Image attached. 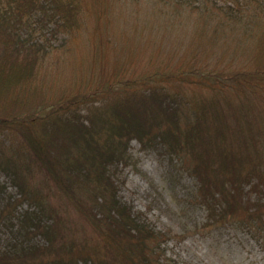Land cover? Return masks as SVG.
Listing matches in <instances>:
<instances>
[{"label":"trees","instance_id":"1","mask_svg":"<svg viewBox=\"0 0 264 264\" xmlns=\"http://www.w3.org/2000/svg\"><path fill=\"white\" fill-rule=\"evenodd\" d=\"M86 1L0 0V264H164L171 230L120 194L133 139L166 160L171 188L181 172L193 178L183 199L203 207V226L233 220L264 232V0L164 3L196 13L201 34L235 29L239 48L244 37L253 44L252 68L194 78L208 93H182L171 78L179 65L83 75L47 100L54 52L85 27ZM98 47L80 68L100 59Z\"/></svg>","mask_w":264,"mask_h":264},{"label":"rangeland","instance_id":"2","mask_svg":"<svg viewBox=\"0 0 264 264\" xmlns=\"http://www.w3.org/2000/svg\"><path fill=\"white\" fill-rule=\"evenodd\" d=\"M164 3L167 0L86 1L82 10L87 14L85 27L70 38L68 49H55L54 56L60 60L57 72L47 71L55 83L47 100L56 97L53 88L59 85L60 91L69 90L74 85L68 81L81 79L83 75L96 77L118 71L134 76L156 66L169 70L181 65L185 70L171 78H177L174 81L183 85L182 93L197 95L211 90L207 84H194L198 83L194 78L204 80L201 74L206 69L207 73L228 75L236 68H252L247 58L253 52V44L244 37L246 43L239 48L238 30L232 29L231 37L219 36L223 30L212 37L207 25L201 34L194 23L198 18L196 13L185 9L176 14L170 4ZM95 46H99L96 52L101 50L100 59L97 57V62L80 68L83 58L92 59ZM100 66L103 67L100 69ZM178 77H186L191 82ZM129 151L131 157L118 171L122 181L120 194L136 210L144 212L155 229L171 230L163 244L164 264H264L263 231H250L233 220L203 226V207L187 204L183 199L184 192L194 185L193 178L181 172L175 187L171 188L163 157L152 149H142L135 139L130 142ZM0 179L5 180L1 174ZM8 190L15 191L10 186ZM20 207H26V203Z\"/></svg>","mask_w":264,"mask_h":264}]
</instances>
